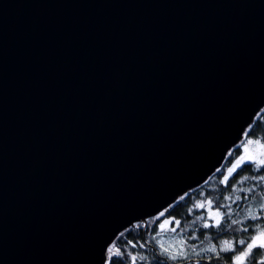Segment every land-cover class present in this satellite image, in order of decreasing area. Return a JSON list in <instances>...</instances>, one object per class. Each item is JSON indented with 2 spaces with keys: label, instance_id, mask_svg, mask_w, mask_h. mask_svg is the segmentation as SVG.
<instances>
[{
  "label": "water",
  "instance_id": "obj_1",
  "mask_svg": "<svg viewBox=\"0 0 264 264\" xmlns=\"http://www.w3.org/2000/svg\"><path fill=\"white\" fill-rule=\"evenodd\" d=\"M264 106V0H0V264H107Z\"/></svg>",
  "mask_w": 264,
  "mask_h": 264
},
{
  "label": "trees",
  "instance_id": "obj_2",
  "mask_svg": "<svg viewBox=\"0 0 264 264\" xmlns=\"http://www.w3.org/2000/svg\"><path fill=\"white\" fill-rule=\"evenodd\" d=\"M252 133L249 136V133ZM243 137L249 138H258L261 139L264 143V106L258 111L255 115L254 120L246 127ZM241 153L240 141L235 144L227 153L222 165L216 169V171L210 175V177L201 185L190 189L185 194L178 197L169 207H167L163 214H155L151 217H148L146 221H137L135 224L130 225L121 231L112 243L109 245L107 250V257L112 258L113 253L117 249L123 250L127 253L124 256L123 264H133L131 257H139L141 255H148L150 261H155L157 257H154L152 253L159 251V242H163L162 237L167 241L171 242L175 238L180 237L181 240H188L192 235L198 236L203 243L201 247H206L210 243H219L223 240H236L245 239L248 240L249 235L255 229L257 224H260L264 227V222L262 221H247L251 225L249 233L241 232L240 225L232 226L231 228L224 226L212 229H204L200 227L204 221L197 219L198 216H205L209 214L207 212V205L205 210H194V206L201 203L202 201L212 200L213 208L216 210L215 205L217 203H230L226 200V197L232 196L235 199L236 196H243L244 193L240 191L241 188L247 189L253 187L255 181L252 177H259L261 174H264V169H261L259 172L256 170L259 165H251L245 167L241 170L240 174L237 175L233 180L230 181V189L227 188L223 183V177L228 175L227 169L232 165L234 160ZM245 177L249 179L244 180ZM243 181V183H241ZM256 199L250 200L249 203L244 207L240 208V201L232 205V211L234 215L232 219L244 221L248 216V210L251 209V213L254 215L257 213V210L264 205V191L260 187H257L255 190ZM223 212L224 210L221 209ZM163 217L171 218L173 222H179L175 228L176 231L172 232L171 229L159 233V223ZM195 220V224H193ZM211 222V221H209ZM196 229H199L198 231ZM201 233H204L207 238L201 236ZM189 243H197V241H189ZM138 245H145V247H137ZM111 249V251H109ZM239 250V246H238ZM264 252V250H262ZM211 255V254H208ZM116 259H121L116 257ZM163 259V257H159ZM257 264L260 260H264V254L256 258ZM135 264H144V262L137 259ZM171 264V262H169ZM181 264V262H177ZM212 264H217L214 260ZM246 264H253V261L249 259Z\"/></svg>",
  "mask_w": 264,
  "mask_h": 264
},
{
  "label": "snow or ice",
  "instance_id": "obj_3",
  "mask_svg": "<svg viewBox=\"0 0 264 264\" xmlns=\"http://www.w3.org/2000/svg\"><path fill=\"white\" fill-rule=\"evenodd\" d=\"M251 135L252 133L250 132L249 136ZM248 143H251V140H249ZM251 165H259L256 169L258 172L261 169H264V154H262L259 159L253 157L245 159L243 155H239L236 158L235 165L229 170V174L223 177L222 183L230 189V181L239 175L241 170ZM247 179L249 178H244V180ZM252 179L255 181L253 187L240 189V191L244 193L243 196H236L235 199H233L232 196L226 197V200L230 201V203H217L215 205V211H212V200L206 199L195 205L194 210H205L207 205V212L209 213L207 217H197V219L204 221L200 227L204 229H212L224 226L231 228L232 226L240 225L241 227L239 230L241 232L249 233L251 225L247 223V221L264 222V205H261L257 210V213L254 215L251 213V209H249V214L244 221L231 218L234 215L232 211L233 204L240 201L241 203L239 207L242 209L250 200L256 199L255 190L257 187H260L261 190L264 191V174H261L259 177H252ZM241 183H243V181H241ZM221 209L224 211L222 212ZM176 223L178 224L179 222L177 221ZM193 224H195V220H193ZM255 229H258V231L253 230L249 235L248 240H223L218 244L210 243L206 247H201L203 241L196 235L190 236L188 240L179 241V246L165 245L163 242L158 241L159 251H154L152 253L154 257H157L155 261H150L148 255H141L139 257L133 256L131 257V260L133 261V264H135L137 259L144 262V264H169V262H171V264H177V262H181V264H212V261L214 260L217 264H246V262L251 259L253 264H257L256 258L264 254V252H262V250H264V227L257 224ZM196 230L198 231L199 229ZM171 231L175 232L176 228L172 227ZM201 236L207 238L204 233H201ZM189 241H197V243H189ZM137 247H145V245H138ZM109 251H111V249H109ZM126 255L127 253L123 250L117 249L113 253L112 258H106L107 264H123L122 258ZM116 257H120L121 259L118 260ZM159 257H163V259H159ZM258 264H264V260H260Z\"/></svg>",
  "mask_w": 264,
  "mask_h": 264
},
{
  "label": "rangeland",
  "instance_id": "obj_4",
  "mask_svg": "<svg viewBox=\"0 0 264 264\" xmlns=\"http://www.w3.org/2000/svg\"><path fill=\"white\" fill-rule=\"evenodd\" d=\"M249 140H251V143H248ZM240 145H241L240 155H243L245 157V159H247L248 157H253V158L259 159L262 156V154H264V143L262 142L261 139L242 137L240 140ZM235 163H236V159L234 160L232 165L227 169L228 174H229V170L233 168ZM164 211H165V209L159 213L163 214ZM212 211H215V210L212 209ZM169 222H171V223H169ZM176 225H177V223L173 222L171 218L163 217V219L160 221L159 227H158V229L160 231V232H158L159 235H160V233H163V231H166L167 229H171L172 227H175ZM162 239H163V243L165 245L179 246L180 237L175 238L170 243L167 242L163 237H162Z\"/></svg>",
  "mask_w": 264,
  "mask_h": 264
}]
</instances>
